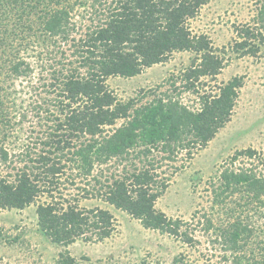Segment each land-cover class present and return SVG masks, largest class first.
I'll list each match as a JSON object with an SVG mask.
<instances>
[{"label":"trees","instance_id":"obj_1","mask_svg":"<svg viewBox=\"0 0 264 264\" xmlns=\"http://www.w3.org/2000/svg\"><path fill=\"white\" fill-rule=\"evenodd\" d=\"M208 1L0 0V162L12 169L4 173L0 168V209L37 203L40 231L68 247L78 239L105 240L115 231L116 218L109 209L80 204L82 199L97 198L147 229L192 241L182 230V219L156 207L170 183L160 169L181 153L189 158L194 150L206 147L231 120L244 85V76L235 75L211 90L203 89V79H216L226 65L210 37L195 34L190 27ZM83 7L94 10L95 20L78 36L74 17ZM257 16L256 29L237 30L233 51L257 54L255 39L264 40V2ZM178 51L194 54L181 84L172 80V89L150 101H123L107 83L111 76L140 74ZM37 65L46 94L32 110L47 120V128L42 130L44 138L18 154L23 163L19 165L5 146L15 127L12 114H18L11 94L18 91L16 80L32 76ZM10 88L15 92L9 93ZM184 91L195 94L198 107L191 108L178 97ZM257 154L252 148L239 150L230 158L231 165L222 167L217 181H211L214 204L227 208L228 198L238 194L240 208L261 211L264 158ZM236 160L239 164L234 166ZM71 188L80 193L70 197ZM220 228L225 249L234 253L233 264H264V252L249 248L255 231L250 218L239 216ZM54 264L112 263H83L66 248Z\"/></svg>","mask_w":264,"mask_h":264},{"label":"rangeland","instance_id":"obj_2","mask_svg":"<svg viewBox=\"0 0 264 264\" xmlns=\"http://www.w3.org/2000/svg\"><path fill=\"white\" fill-rule=\"evenodd\" d=\"M263 2L264 0H209L198 15L190 20L193 33L208 35L218 53L225 56V67L216 79L204 78L206 85L203 89L211 90L235 75L244 76V85L231 120L221 128L216 137L206 147L194 150L192 157L188 158L185 152L181 153L178 160L167 161L160 169L161 175L170 177V183L158 199L156 207L170 217L182 219V230L189 233L192 241H185L182 236H172L160 230L147 229L140 220L127 212L100 199L88 198L82 199L81 206L109 209L116 218V229L105 240L78 239L66 247L53 242L40 231L35 203L24 209H0V263L54 264L62 250L67 248L83 263L233 264L234 253L225 249L220 227H226L239 216L244 220L250 218L255 231L250 237L249 248L262 254L264 206L259 212L252 208L243 210L238 205L242 199L236 194L228 198L229 211H226L223 204H214L210 188L211 181H217L222 167L231 165L230 158L237 151L252 148L258 152V156L264 158V40L260 36L255 39L258 45L256 55L242 54L231 48L235 40L239 39L237 30L248 26L255 29L258 27L257 14ZM93 12L91 7L76 10L74 20L78 24V36L84 34L88 24L95 20ZM193 57L194 54L189 51L174 52L166 62L148 67L133 77L111 76L107 83L121 100L135 98L138 99L137 104L145 103L155 94H163L172 89V80L176 79L177 84H181L182 72L191 64ZM37 66L32 76L16 80L15 88L18 91L11 94L16 97L15 110L18 114H12L15 127L12 129V136L5 141V146L14 163L19 165L23 163L18 154L39 141L44 134L42 130L47 128V120L39 119L32 110V104L40 102L41 96L46 94L42 89L41 68ZM13 90L10 88L9 93L15 92ZM178 97L191 108L199 106V99L192 92L184 91ZM24 112L27 117L21 122L20 115ZM48 122L52 124L51 121ZM1 143L3 142L0 140V145ZM161 155L162 153L158 154ZM168 164L178 168L174 169ZM238 164L237 160L233 163L234 166ZM0 166L3 172L12 170L6 169L1 162ZM114 169L112 167L110 171ZM69 190L67 191L73 194L70 197L80 193V190ZM235 207L238 208L237 211L231 209ZM208 222L213 225L209 227ZM246 254L250 252L247 251Z\"/></svg>","mask_w":264,"mask_h":264}]
</instances>
